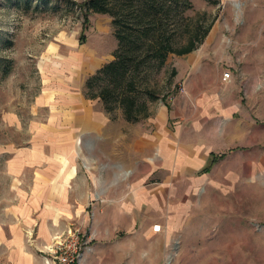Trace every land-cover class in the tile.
I'll return each mask as SVG.
<instances>
[{
  "label": "rangeland",
  "instance_id": "374dc122",
  "mask_svg": "<svg viewBox=\"0 0 264 264\" xmlns=\"http://www.w3.org/2000/svg\"><path fill=\"white\" fill-rule=\"evenodd\" d=\"M85 1L31 0L27 9L0 0V202L11 198L9 153L37 140L40 123L51 115L47 103L58 102L53 86L68 75L80 93L114 59L112 19L86 14ZM190 4L184 16L209 27L208 35L193 52L169 55L150 74L144 88L152 97L140 96L145 111L139 121L128 122L115 105L107 111L99 98L86 97L85 85L98 132L108 137V148L117 144L127 151L121 159L136 179L144 175L151 201L141 208L148 212L142 218L135 196L139 220L133 236H120L79 264H264V0ZM162 109L165 127L159 126ZM164 133L170 144L182 138L204 145L209 155L204 168L216 162L199 172L191 167L197 155L183 149L176 152L183 172L171 169L158 148L164 137H157ZM91 139L89 148L95 144ZM4 207L0 204V219ZM90 215L84 228L89 237ZM146 224L147 237L140 232ZM155 225L161 226L157 233ZM27 239L34 244L32 235ZM94 242L89 238L87 247L94 249ZM43 250L19 254L0 246V264H56Z\"/></svg>",
  "mask_w": 264,
  "mask_h": 264
},
{
  "label": "crops",
  "instance_id": "0c3cea01",
  "mask_svg": "<svg viewBox=\"0 0 264 264\" xmlns=\"http://www.w3.org/2000/svg\"><path fill=\"white\" fill-rule=\"evenodd\" d=\"M72 80L73 77L67 75L62 83L53 86L58 102L47 103L55 108H51L50 117L40 123L42 130L31 147L13 149L9 153L5 168L11 198L0 202L5 205L0 219V246L14 253L23 254L29 248L42 250L51 243L55 232L69 224L81 225L85 233L92 213L93 226L88 230L96 247H86L83 258H88L105 246L118 243L122 235L133 236L139 220L138 210L140 217L148 218V212L141 211L151 201L144 175L136 179L130 172L127 162L121 159L127 151H120L117 144L111 148L106 146L108 137L98 132L99 121L93 117L85 97L86 81L77 93L76 87L70 84ZM158 119L160 127L167 125L166 110L160 111ZM167 135L157 137H164L163 144L158 146L162 160L170 163L171 169L174 166L183 172V157L179 153L192 149L193 156H197L191 167L200 172L209 156L202 150L204 145H189L182 138H174V143L170 144L172 139ZM92 137L95 144L89 148L88 141ZM142 142L148 141L142 139ZM172 150L174 157L166 161L167 153ZM135 201L139 206L137 211ZM147 228L149 230L146 224L140 230L145 237L149 236ZM29 235L34 238L33 245L28 243Z\"/></svg>",
  "mask_w": 264,
  "mask_h": 264
},
{
  "label": "trees",
  "instance_id": "16d2710c",
  "mask_svg": "<svg viewBox=\"0 0 264 264\" xmlns=\"http://www.w3.org/2000/svg\"><path fill=\"white\" fill-rule=\"evenodd\" d=\"M9 1L27 9L32 6L31 0ZM81 7L86 14L109 16L117 41L114 59L86 81V97L99 98L107 111L115 105L130 123L139 121L145 111L140 96L152 97L144 88L150 74L160 70L169 55L193 52L210 29L184 16L191 7L190 0H87ZM214 162L204 168V173Z\"/></svg>",
  "mask_w": 264,
  "mask_h": 264
},
{
  "label": "built area",
  "instance_id": "2783aa9c",
  "mask_svg": "<svg viewBox=\"0 0 264 264\" xmlns=\"http://www.w3.org/2000/svg\"><path fill=\"white\" fill-rule=\"evenodd\" d=\"M153 230L159 232L161 226L155 225ZM89 238L81 227L69 224L53 235L51 243L43 248V253L52 257L53 263L56 264H79L83 259Z\"/></svg>",
  "mask_w": 264,
  "mask_h": 264
}]
</instances>
